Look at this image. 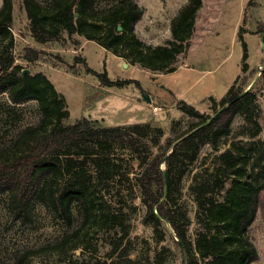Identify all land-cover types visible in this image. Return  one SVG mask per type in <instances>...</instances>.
Here are the masks:
<instances>
[{
	"label": "trees",
	"instance_id": "1",
	"mask_svg": "<svg viewBox=\"0 0 264 264\" xmlns=\"http://www.w3.org/2000/svg\"><path fill=\"white\" fill-rule=\"evenodd\" d=\"M21 2L36 42L56 41L62 31L78 33L141 68L159 73L177 68V55L188 45L202 4L201 0H186L170 21L171 38L154 45L136 31L144 8L135 0ZM12 10L13 0H2L0 94L6 93L12 104L36 100L41 116L0 148V195H7L10 215L20 224L33 221L34 205L39 202L72 229L36 248L19 251L10 264H30L34 256L47 252L56 257L42 264H174V251L167 245L144 253L136 248L137 238L130 234L138 211L136 198L145 208L142 222L151 226L153 239L161 242L166 234L181 253L180 264H250L256 260L257 250L246 232L258 212L264 217V181L260 182L264 141L254 116V92L252 87L246 90L250 80L238 75L212 114L179 99L177 107L198 122L167 139L163 147L162 128L149 122L102 125L97 119L81 117L69 123L65 101L45 74L23 71L16 64L9 29ZM263 29L264 22L259 32ZM242 43L244 74L248 64L246 43ZM41 52L28 47L22 58L31 62L39 59ZM86 70L107 86L123 87L133 81L111 80L105 71ZM210 101L211 106L216 103ZM237 114L243 121L232 131ZM231 133L230 148L214 157V170L204 168V172L195 173L188 185L198 225L188 234L183 179L204 145L216 147L219 138ZM75 212L80 221L74 225ZM91 220L99 227L92 244L85 230Z\"/></svg>",
	"mask_w": 264,
	"mask_h": 264
},
{
	"label": "rangeland",
	"instance_id": "2",
	"mask_svg": "<svg viewBox=\"0 0 264 264\" xmlns=\"http://www.w3.org/2000/svg\"><path fill=\"white\" fill-rule=\"evenodd\" d=\"M47 1V0H41ZM105 1V0H102ZM145 8L138 24L137 33L154 45L163 44L171 38L170 21L186 0H135ZM196 11L193 32L188 45L176 58V65L183 67L168 73L153 72L139 67L131 59L118 56L93 40L84 36L62 31L61 37L52 42L38 43L30 34L29 20L21 0H13L12 33L16 64L26 72L41 71L53 84L56 92L64 99L69 111L66 122L73 123L81 117L97 119L102 125H116L134 122H149L162 128L163 147L167 139L185 131L198 122V118L184 113L177 107L179 99L194 106L203 113L212 114L220 105L221 97L235 78L245 76L255 95L257 110L255 115L261 126L259 137L264 141V41H261L259 26L264 22V0H201ZM2 0H0V6ZM242 34V35H241ZM242 39H241V37ZM246 43L248 70L241 72L243 63V43ZM28 47L42 49L39 59L27 61L22 58ZM75 57H81V60ZM127 65L124 66V62ZM189 66V68L184 67ZM106 72L111 80L133 79L123 87L104 85L99 77L86 70ZM210 98L216 101L211 106ZM41 116L36 100L12 104L6 93L0 94V148L8 144L11 137L22 127L36 123ZM242 115L232 120V131L242 124ZM232 133L219 138L217 146H203L196 160L189 166L183 179V203L190 219L187 233L197 227L195 203L188 193V185L197 172L204 168L213 171L214 157L230 148ZM260 178V182L264 181ZM138 193V192H137ZM138 211L132 218L131 236H136V248L152 251L155 247L167 245L174 251V264L181 263V253L172 240L156 242L152 228L142 222L145 212L139 198L134 200ZM74 225L80 217L74 213ZM91 220L85 228L90 244L95 241L99 227ZM72 227L64 225L51 212L36 202L34 219L29 224H20L12 219L8 208V197L0 195V264H10L16 254L26 248H36L68 232ZM163 235V229L160 228ZM247 236L255 246L258 257L250 264H264V217L257 213L247 229ZM92 237V238H91ZM78 253V249L73 252ZM56 257L45 253L34 256L30 264L46 263Z\"/></svg>",
	"mask_w": 264,
	"mask_h": 264
},
{
	"label": "water",
	"instance_id": "3",
	"mask_svg": "<svg viewBox=\"0 0 264 264\" xmlns=\"http://www.w3.org/2000/svg\"><path fill=\"white\" fill-rule=\"evenodd\" d=\"M118 29H121V27H120V25L118 26ZM263 34H264V29H263V31H262V33H261V37H260V39H261V41H263ZM124 64V66H126L127 65V63L126 62H124L123 63ZM25 71H28V69H25ZM247 90V89H246ZM242 93H240L239 95H241ZM226 105H223L222 107H220L212 116H211V118L214 116V115H216L217 114V112H219L220 110H222L224 107H225Z\"/></svg>",
	"mask_w": 264,
	"mask_h": 264
},
{
	"label": "crops",
	"instance_id": "4",
	"mask_svg": "<svg viewBox=\"0 0 264 264\" xmlns=\"http://www.w3.org/2000/svg\"><path fill=\"white\" fill-rule=\"evenodd\" d=\"M183 3H185V2H183ZM144 13H145V8H144ZM144 13H143V15H144ZM176 13L174 15H176ZM143 15H142V17H143ZM140 20H141V18L136 22V25H135L136 29H138V24H139ZM123 62L124 61H122V63ZM181 67H183V64L178 65L177 68L174 71H176L178 68H181ZM184 67L189 68V66H187V65H184Z\"/></svg>",
	"mask_w": 264,
	"mask_h": 264
}]
</instances>
